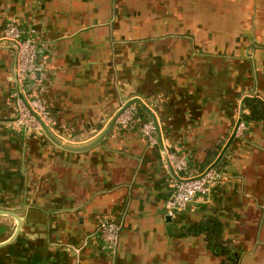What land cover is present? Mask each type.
<instances>
[{"label":"crops","instance_id":"0c3cea01","mask_svg":"<svg viewBox=\"0 0 264 264\" xmlns=\"http://www.w3.org/2000/svg\"><path fill=\"white\" fill-rule=\"evenodd\" d=\"M11 19L36 30L37 89L57 121L41 134L13 123L15 58L0 47V209L20 218L17 231L0 215V264H264V123L243 116L245 97L264 100V0H0V36ZM131 100L136 119L105 133ZM149 120L189 174L222 172L210 201L168 215ZM110 216L121 235L105 251L94 235ZM208 218L229 256L181 235Z\"/></svg>","mask_w":264,"mask_h":264},{"label":"built area","instance_id":"2783aa9c","mask_svg":"<svg viewBox=\"0 0 264 264\" xmlns=\"http://www.w3.org/2000/svg\"><path fill=\"white\" fill-rule=\"evenodd\" d=\"M35 32L34 28L26 29L17 20H8L0 36V47H9L15 58L12 94L16 100L17 113L13 123L28 132L41 134L52 128L57 118L37 89L42 68ZM131 105L120 109L122 112L116 122L121 127L129 126L136 119V108ZM244 128V124H241L240 131ZM157 130L158 125L153 120L144 122L141 127L148 143L159 147L162 164L173 178L172 191L166 201L168 215L173 216L194 201H210L212 190L224 180L222 172L210 165L197 175L189 174L187 156L171 150L167 142L157 137ZM120 235V222L110 216L102 219L94 236L99 239L103 250L112 251L117 247Z\"/></svg>","mask_w":264,"mask_h":264},{"label":"trees","instance_id":"16d2710c","mask_svg":"<svg viewBox=\"0 0 264 264\" xmlns=\"http://www.w3.org/2000/svg\"><path fill=\"white\" fill-rule=\"evenodd\" d=\"M245 107L248 109V113L243 115L245 119L264 123L263 99L249 97L245 101ZM190 234L203 235L207 247L217 256H229L231 253L228 241L224 239L223 223L216 218H208L205 221L192 223L181 233V235Z\"/></svg>","mask_w":264,"mask_h":264},{"label":"water","instance_id":"95a60500","mask_svg":"<svg viewBox=\"0 0 264 264\" xmlns=\"http://www.w3.org/2000/svg\"><path fill=\"white\" fill-rule=\"evenodd\" d=\"M247 98H248V97H245V99L243 100V104H244V102H245V100H246ZM135 102H137V101H136V100H131V101H129L128 103H126V104L124 105V107L122 108V110L125 109L126 107L130 106L131 104L135 103ZM243 104H242V105H243ZM122 110H121V111H120V112L114 117L112 123L109 125V127H108V129L105 131V133L108 132L109 129L115 124L116 119H117L118 115L122 112ZM105 133H104V134H105ZM100 138H101V137H100ZM100 138H99L98 140H100ZM0 215H8V216H12V217H14V218L18 221L17 231L19 230V227H20V218H19V216H18L17 214H15L13 211L8 210V209H0ZM17 231H16L15 235L17 234ZM15 235H14V236H15Z\"/></svg>","mask_w":264,"mask_h":264}]
</instances>
